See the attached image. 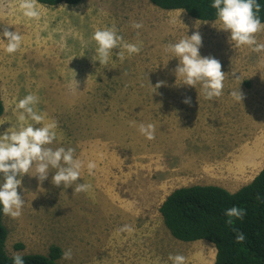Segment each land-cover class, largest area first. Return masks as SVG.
I'll return each mask as SVG.
<instances>
[{
  "label": "rangeland",
  "instance_id": "obj_1",
  "mask_svg": "<svg viewBox=\"0 0 264 264\" xmlns=\"http://www.w3.org/2000/svg\"><path fill=\"white\" fill-rule=\"evenodd\" d=\"M19 2L0 0V39L5 29L22 37L12 54L0 40V121H5L0 134L13 124L22 126L15 105L35 94V108L46 115L45 122L58 124L49 147L74 148L84 166L68 188L51 183L55 169L40 184L31 176L34 166L17 177L22 215L1 218L7 255L45 256L54 245L62 255L72 251L70 260L61 256L56 264H172L170 254L185 256V264H214L211 243L174 239L158 209L177 188L213 185L234 193L259 173L264 164V51L235 47L216 20L200 22L148 0L37 3L40 16L33 19L23 15ZM133 22L143 27L134 29ZM113 24L124 43H140L141 51L129 55L115 48L100 64L93 60L96 45L90 38ZM194 31L202 37L200 56L219 60L225 73L223 94L212 101L199 84H181L183 78L174 72L178 59L164 51ZM256 39L264 43V31ZM158 81L166 86L154 92ZM235 89L243 93L240 103L230 95ZM185 97L190 104L182 102ZM29 123L43 126L30 119L23 126ZM140 123L155 126L154 139L139 133ZM89 161L97 165L91 175ZM77 183L91 188L75 193ZM124 225L133 231H118Z\"/></svg>",
  "mask_w": 264,
  "mask_h": 264
},
{
  "label": "clouds",
  "instance_id": "obj_2",
  "mask_svg": "<svg viewBox=\"0 0 264 264\" xmlns=\"http://www.w3.org/2000/svg\"><path fill=\"white\" fill-rule=\"evenodd\" d=\"M210 7L215 10L216 21L220 25L219 29L230 33L228 40L232 45L234 44L237 48L248 46L251 51L257 53L264 51V43H258L256 39V34L264 31V23L261 22L258 15L261 5L257 0H212ZM19 8L27 18L33 19L40 16L37 0H20ZM131 27L140 29L143 24L133 22ZM117 33L118 30L114 24L111 27L106 26L94 31L90 38L96 45L94 51L96 59L92 58L93 60H98L100 64H106L113 56L112 49L115 48L123 47L129 55L138 54L141 51L140 43H124L123 38ZM2 36L5 39L0 40L6 42L5 51L8 54L15 53L21 44L20 34L5 29ZM201 46L202 37L198 31H194L191 36L185 35L178 42L166 45L164 51L171 53L172 58L178 59L174 72L177 78H183L181 84L193 88L199 84L204 98L212 101L223 94L225 73L221 70L222 65L219 60L210 56H200L199 48ZM117 57L123 60V52L119 51ZM77 84L78 82L73 79L74 88H77ZM161 86H166L164 81H158L152 88L155 92ZM230 95L239 103L244 98L243 93L237 89L232 90ZM182 102L190 104L191 99L185 97ZM38 103L39 97L32 93L20 99L15 108L19 113L17 119L22 122V126L17 128L13 124L3 134H0V173H3L4 176V182L0 185V209L5 216L13 219L22 215L24 206V199L17 191L21 185V179H18V176L22 177L24 174H28L34 166L35 173L31 176H35L40 184L47 179L50 169H55L51 183L57 187L62 185L64 188H68L78 181L84 166L83 161L75 156L74 148L57 147L54 149L49 147L57 138L58 124L55 120L45 122L46 115L39 113L35 108ZM29 119L43 126L34 127L31 123L23 126V122ZM4 122L0 121V124ZM138 131L149 140L155 138L153 124L140 123ZM96 167L97 165L93 161L87 163L90 175ZM90 188V184L77 183L73 190L75 193H81L87 192ZM224 215L227 217L226 225L231 227L235 233L236 243H243L246 240L245 235L233 225L234 219H243L246 211L233 206L227 209ZM118 231L132 232L133 228L130 225H124ZM71 258V249L65 250L62 259L70 260ZM168 259L172 261V264H185L186 261L185 256L180 254H170ZM12 262L13 264H25L24 258L20 254H13Z\"/></svg>",
  "mask_w": 264,
  "mask_h": 264
},
{
  "label": "trees",
  "instance_id": "obj_3",
  "mask_svg": "<svg viewBox=\"0 0 264 264\" xmlns=\"http://www.w3.org/2000/svg\"><path fill=\"white\" fill-rule=\"evenodd\" d=\"M83 0H37L45 6L65 4L76 6ZM154 7L164 11H183L200 22L216 20L212 0H148ZM258 14L264 23V0ZM3 104L0 100V116ZM233 206L246 211L241 220L234 219V227L246 240L236 243L235 233L226 225L224 212ZM159 214L170 235L181 242L207 241L214 246V264H264V164L253 180L229 193L213 185H193L173 190L161 203ZM0 209V264H13L12 256L5 251L6 230L2 224ZM20 248V245H17ZM62 251L51 246L45 256H22L25 264H56Z\"/></svg>",
  "mask_w": 264,
  "mask_h": 264
},
{
  "label": "crops",
  "instance_id": "obj_4",
  "mask_svg": "<svg viewBox=\"0 0 264 264\" xmlns=\"http://www.w3.org/2000/svg\"><path fill=\"white\" fill-rule=\"evenodd\" d=\"M255 157H257V158H258V157H259V154H258V155H256ZM259 164H260V163H259ZM254 165H255V162H254ZM252 180H253V179H252ZM252 180H251V181H252ZM251 181H250V182H251ZM223 189H226V188H224V187H223ZM237 190H238V189H237ZM237 190H235V191H237Z\"/></svg>",
  "mask_w": 264,
  "mask_h": 264
},
{
  "label": "bare ground",
  "instance_id": "obj_5",
  "mask_svg": "<svg viewBox=\"0 0 264 264\" xmlns=\"http://www.w3.org/2000/svg\"><path fill=\"white\" fill-rule=\"evenodd\" d=\"M204 256V254H202ZM206 263V262H205Z\"/></svg>",
  "mask_w": 264,
  "mask_h": 264
}]
</instances>
